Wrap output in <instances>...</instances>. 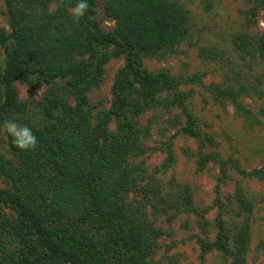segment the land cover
<instances>
[{
    "label": "trees",
    "instance_id": "1",
    "mask_svg": "<svg viewBox=\"0 0 264 264\" xmlns=\"http://www.w3.org/2000/svg\"><path fill=\"white\" fill-rule=\"evenodd\" d=\"M253 1L261 6L264 22V0ZM77 2L5 0L10 29H0L5 48V65H0V264H148L156 232L128 203L135 185L126 162L136 146L132 120L147 109L179 108L185 116L181 132L203 140L201 123L188 110L181 88L201 84V78L144 67L145 59L177 53L189 27L184 1L103 0L106 15L116 22L110 32L93 18L95 0H87L85 16L74 22L70 9ZM233 44L243 58L264 65V32L255 43L241 34ZM111 57L125 59L113 85L114 112L94 123L85 109L87 92L100 83ZM34 80L51 85L36 119L27 116L15 86ZM205 89L221 108L232 105L247 124L264 125V107L255 113L243 103L258 90L242 78L236 75ZM112 115L124 119L118 135L108 131ZM6 119L27 125L36 148L18 149L3 129ZM199 163H217L224 176L235 171L264 183V166L247 171L213 153L202 154ZM247 229L231 246L227 223L219 216L216 239L203 248L231 257V264H244Z\"/></svg>",
    "mask_w": 264,
    "mask_h": 264
},
{
    "label": "rangeland",
    "instance_id": "2",
    "mask_svg": "<svg viewBox=\"0 0 264 264\" xmlns=\"http://www.w3.org/2000/svg\"><path fill=\"white\" fill-rule=\"evenodd\" d=\"M183 1L189 27L177 53L164 60L145 59L144 67L154 73L165 70L176 77L201 78V84L190 82L181 88L187 94L188 110L201 123L203 140L181 132L185 116L179 108L147 109L134 118L136 146L126 162L135 185L128 203L144 214L147 226L156 232L148 264H231V257L203 248L215 241L219 216L227 223L231 246L236 245L237 233L248 228L244 264H264V183L235 171L224 176L217 163H199L202 154L213 153L221 160L234 159L247 171L264 166V125L247 124L232 105L221 108L205 89L237 75L258 90L243 99L244 105L255 113L264 107V65L243 58L233 44L241 34L252 36L253 43L258 40L264 32L263 10L253 0ZM95 2L93 18L105 32L113 31L116 22L106 15L103 0ZM0 29H10L5 0H0ZM124 64L123 57H111L100 83L88 90L85 109L94 123L104 113L114 112L113 85ZM0 65H5L1 44ZM15 86L27 116L39 118L51 85L34 80ZM123 123V118L112 115L109 133L124 131ZM3 151L10 157L7 146Z\"/></svg>",
    "mask_w": 264,
    "mask_h": 264
},
{
    "label": "clouds",
    "instance_id": "3",
    "mask_svg": "<svg viewBox=\"0 0 264 264\" xmlns=\"http://www.w3.org/2000/svg\"><path fill=\"white\" fill-rule=\"evenodd\" d=\"M89 8L87 0H78L77 4L70 9L74 22L78 23L86 14ZM3 129L12 137L14 145L23 151L33 150L37 146V138L27 125H20L14 120L6 119L3 122Z\"/></svg>",
    "mask_w": 264,
    "mask_h": 264
}]
</instances>
